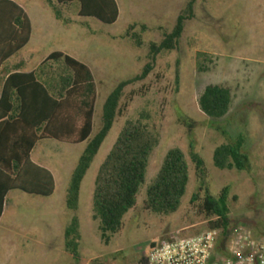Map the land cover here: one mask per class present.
I'll return each instance as SVG.
<instances>
[{"label":"rangeland","instance_id":"1","mask_svg":"<svg viewBox=\"0 0 264 264\" xmlns=\"http://www.w3.org/2000/svg\"><path fill=\"white\" fill-rule=\"evenodd\" d=\"M12 1L25 9L34 27L31 46L12 62L28 57L25 71H30L49 53L66 51L87 65L97 86V122L107 96L119 82L140 73L148 43L159 42L162 32L170 30L186 0H116L119 17L112 25L78 17L76 2L57 6L69 22L67 26L55 19L45 0ZM133 24L138 25L134 32L142 42L140 47L124 37ZM209 85L230 91L229 111L220 120L207 118L198 106L200 94ZM120 107L121 114L81 183L76 212L66 210V189L86 144L38 142L32 158L49 163L46 167L54 178V192L47 198L20 191L8 193L0 219V264H137L151 240L161 243L208 230L207 221L190 206L196 190L190 145L204 162L210 193L217 196L222 188H229L231 224L225 242L238 232L264 242V0H196L195 18L187 22L178 49L160 54L143 81L127 86ZM178 113L194 122L191 132L178 123ZM127 121L157 136L158 145L150 156L136 205L124 217L121 231L103 239L92 213L94 183ZM222 131L232 138L238 134L245 137L250 173L214 167L213 151L226 142ZM171 149L183 152L189 164V182L179 210L160 216L145 211L143 201ZM73 216L78 219L80 234L76 258L64 246V231Z\"/></svg>","mask_w":264,"mask_h":264},{"label":"trees","instance_id":"2","mask_svg":"<svg viewBox=\"0 0 264 264\" xmlns=\"http://www.w3.org/2000/svg\"><path fill=\"white\" fill-rule=\"evenodd\" d=\"M45 1L58 20L61 15L57 6L68 7L74 2L79 5L80 18H92L104 25H112L118 19L115 0ZM195 4L196 0H186L170 30L162 32L159 42L148 43L146 62L140 73L116 85L105 99L97 122V86L93 74L85 64L67 54L52 52L35 71L14 72L5 79L0 94V219L9 192L20 191L43 198L53 194V175L31 160L32 151L43 140L86 144L71 172L65 196L66 210L77 211L84 176L116 117L122 112L120 103L124 89L143 81L153 70L160 54L178 49L187 22L195 18ZM137 26L130 25L124 37L132 39L135 47H140L142 42L134 32ZM140 28L146 30L142 24ZM30 34L31 24L24 10L12 0H0V67L27 45ZM230 104V91L215 85L205 87L198 98L200 111L212 120L224 118ZM177 121L188 132L194 129V122L183 113H178ZM221 134L226 142L213 151L214 167L222 171L250 173V160L244 152L245 137L238 134L232 138L225 131ZM157 145V136L144 126L127 121L99 167L94 183L92 213L103 239L119 233L124 217L135 207L140 188L145 183L150 156ZM190 160L196 180L190 206L207 221L209 230H220L221 244L218 243L217 251L223 252L231 224L229 188L224 187L217 196H213L206 183L208 173L204 162L192 145ZM188 182L189 164L183 152L169 150L155 179L146 189L143 209L160 216L176 213ZM79 240V222L73 216L64 231L65 250L73 258L77 257ZM160 241L151 240L145 255ZM144 261L142 258L138 264Z\"/></svg>","mask_w":264,"mask_h":264},{"label":"built area","instance_id":"3","mask_svg":"<svg viewBox=\"0 0 264 264\" xmlns=\"http://www.w3.org/2000/svg\"><path fill=\"white\" fill-rule=\"evenodd\" d=\"M220 230L172 238L150 250L143 264H264V242L238 232L229 237L223 252L217 251Z\"/></svg>","mask_w":264,"mask_h":264},{"label":"crops","instance_id":"4","mask_svg":"<svg viewBox=\"0 0 264 264\" xmlns=\"http://www.w3.org/2000/svg\"><path fill=\"white\" fill-rule=\"evenodd\" d=\"M15 2V1H14ZM115 2H116V5H117V8H118V17H119V7H118V4H117V1L115 0ZM16 3V2H15ZM17 5H19L23 10H24V12L27 14V16H28V18H29V20H30V24H31V34H30V39H29V42L27 43V45L20 51V52H18L16 55H14L12 58H10V59H8L7 61H5L3 64H2V66L0 67V94H1V90H2V87H3V84H4V81H5V79L10 75V74H12V73H14V72H22V73H30V72H33V71H35L36 70V68L38 67H34L33 69H31L30 71H25V64H26V61H25V59H27L28 57H24L25 59H22V58H20L19 60H17L16 62H12V61H14V59H17L16 57L20 54V53H22V52H24V51H26V49H28V47H30L31 46V43H32V41H33V35H34V27H33V23H32V20H31V18L29 17V15H28V13L25 11V9L20 5V4H18V3H16ZM63 7H65V6H63ZM79 10V9H78ZM77 16H78V11H77ZM61 16H60V19L58 20V19H56L58 22H60V23H62L64 26H67L68 24H69V22L62 16V14H60ZM59 52H62V53H64V54H67L68 55V53H66V51H59ZM30 54V53H29ZM51 53H49L48 55H46V56H44V59L43 60H45V58H47L49 55H50ZM74 58V57H73ZM42 60V61H43ZM41 61V62H42ZM81 62V61H80ZM12 63V64H11ZM82 63V62H81ZM87 66V65H86ZM89 68V67H88ZM32 153H33V151H32ZM32 153H31V160L34 162V163H36L37 165H39V166H42V167H44V168H46L47 169V167H46V165L47 166H49V163H46L45 161H41V160H39L37 157H35V161H34V159L32 158ZM44 164H43V163ZM49 170V169H48Z\"/></svg>","mask_w":264,"mask_h":264},{"label":"flooded vegetation","instance_id":"5","mask_svg":"<svg viewBox=\"0 0 264 264\" xmlns=\"http://www.w3.org/2000/svg\"><path fill=\"white\" fill-rule=\"evenodd\" d=\"M145 257H146V255H145ZM145 257H144V259H145ZM143 258V257H142ZM142 258H140V260L142 259ZM138 264V263H137Z\"/></svg>","mask_w":264,"mask_h":264}]
</instances>
